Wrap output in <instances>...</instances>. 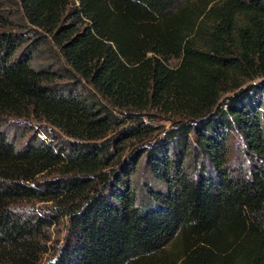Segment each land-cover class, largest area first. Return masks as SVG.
<instances>
[{"label": "trees", "instance_id": "trees-1", "mask_svg": "<svg viewBox=\"0 0 264 264\" xmlns=\"http://www.w3.org/2000/svg\"><path fill=\"white\" fill-rule=\"evenodd\" d=\"M18 3L74 80L57 86L60 74L16 55L25 39L5 30L0 2V118L42 121L74 141L62 147L38 129L18 145L0 123V264H39L62 217L68 238L51 264H264V80L250 83L264 79V0ZM84 82L91 89L78 93ZM150 107L183 122L124 160L125 143L154 130L139 114ZM228 128L258 162L247 176L226 167ZM190 132L205 159L193 176ZM142 153L165 188L149 184L138 205L127 178ZM42 173L55 177L36 182ZM30 200L48 212L30 214Z\"/></svg>", "mask_w": 264, "mask_h": 264}, {"label": "rangeland", "instance_id": "rangeland-1", "mask_svg": "<svg viewBox=\"0 0 264 264\" xmlns=\"http://www.w3.org/2000/svg\"><path fill=\"white\" fill-rule=\"evenodd\" d=\"M73 2V0H70ZM2 3V13L11 22L13 28H6L5 30L16 33L19 37L25 40L19 45L16 55H25L29 53L31 55L30 65L34 68H44L49 71H53L55 74L58 73L60 76H56L54 79V84L57 86L67 87L65 85H71L74 80L71 78L72 70L70 66L66 63L65 59L61 55L59 48L55 44L52 36L41 28L34 27L30 25L27 21L22 19L21 12L19 10L18 0H0ZM67 20V19H65ZM39 41H41L39 45ZM38 48H34V47ZM177 61H172L175 64ZM263 78H258L250 83L260 84L263 82ZM61 87V88H62ZM78 93L86 92L91 89L87 86V83H82L81 86H75ZM63 88V89H64ZM232 94L231 92L224 93L221 101ZM103 103L108 104L107 100L102 96H98ZM221 106V105H220ZM111 111L119 115L121 120L126 123H131L129 121L128 110H120L115 107L109 106ZM140 117L144 123H148L154 127L152 134L144 139H132L125 143L123 159L126 160L127 156L137 149L138 146L144 147L150 146L161 141L167 134L168 130H171L178 123H182L180 118L174 119L169 113H164L158 108L150 107L149 109L140 112ZM264 115V111H263ZM1 129L5 130L9 138L16 140L18 145L25 144L28 140L34 142L37 139L38 129H44L49 132L53 139V143L61 145L63 147H68L69 141H74L73 139L65 136L59 129L45 123L42 121H28L26 119L16 120L3 116L0 118ZM117 130H113L108 134L112 136ZM228 140L225 142V152H226V167L236 176H247L250 169L255 166L256 157L246 151L245 140L242 135L236 131L235 128H228L227 130ZM197 134L190 132L189 134V145L190 153L186 156L184 161V171L189 174V176L197 174L199 167L204 159V156L198 152L196 149V139ZM175 156V155H174ZM209 165H207V168ZM109 170V167L107 168ZM55 177V175L50 173H42L38 175L35 179L37 181H43L47 178ZM130 181V187L134 190L135 196L137 198V204L143 205L150 195L149 184H154V189H163L165 186L163 183L155 177L151 172L150 167L147 164L146 156L142 153L137 164L132 166V169L127 178ZM126 180V178H125ZM49 202H35L30 200V204L26 206V209L30 210V214H35L37 212H48L50 204ZM68 227L69 221L67 217H62L56 223H54L48 231L50 236L49 240L45 243L44 247L47 252L42 256L39 264H51V261L57 255L59 249L64 245L68 238ZM175 250V248L173 249Z\"/></svg>", "mask_w": 264, "mask_h": 264}]
</instances>
